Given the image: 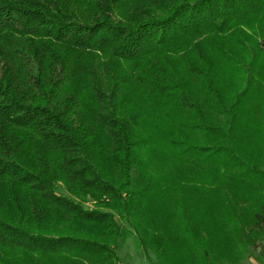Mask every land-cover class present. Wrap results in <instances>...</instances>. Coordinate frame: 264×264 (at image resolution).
I'll return each instance as SVG.
<instances>
[{"label":"trees","instance_id":"16d2710c","mask_svg":"<svg viewBox=\"0 0 264 264\" xmlns=\"http://www.w3.org/2000/svg\"><path fill=\"white\" fill-rule=\"evenodd\" d=\"M131 236L156 264L264 243V0H0V264Z\"/></svg>","mask_w":264,"mask_h":264},{"label":"rangeland","instance_id":"374dc122","mask_svg":"<svg viewBox=\"0 0 264 264\" xmlns=\"http://www.w3.org/2000/svg\"><path fill=\"white\" fill-rule=\"evenodd\" d=\"M89 207L91 203L87 204ZM123 264H156L153 255H146L135 236L129 237L122 251Z\"/></svg>","mask_w":264,"mask_h":264},{"label":"crops","instance_id":"0c3cea01","mask_svg":"<svg viewBox=\"0 0 264 264\" xmlns=\"http://www.w3.org/2000/svg\"><path fill=\"white\" fill-rule=\"evenodd\" d=\"M241 264H264V243L260 244L254 254L244 260Z\"/></svg>","mask_w":264,"mask_h":264}]
</instances>
